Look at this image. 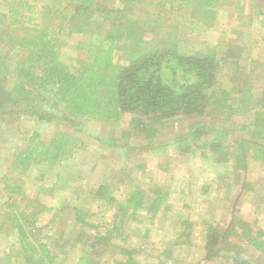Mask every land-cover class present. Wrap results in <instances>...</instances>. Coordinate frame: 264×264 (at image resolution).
<instances>
[{
    "label": "trees",
    "instance_id": "trees-1",
    "mask_svg": "<svg viewBox=\"0 0 264 264\" xmlns=\"http://www.w3.org/2000/svg\"><path fill=\"white\" fill-rule=\"evenodd\" d=\"M4 1L6 9L0 12V49L4 51L0 55V129L23 117L59 124L99 119L109 122L122 112L154 120L181 117L189 121L188 130L175 142L182 154L200 153L221 166V173L229 170L236 176L247 170L250 161L264 165V89L258 97L253 92L251 73L241 76L236 81L240 95L235 103L232 90L219 86L226 61L239 72L247 67L252 74L261 67L264 70V61L248 52L254 43L264 41V34L254 37L244 24L234 23L222 27L226 33H222L218 47L223 56L212 48L187 51L181 45L178 23H169L161 32L157 13L152 22L138 15L143 5L185 10L193 27L196 23L213 27L221 10L236 2L234 14L242 16L248 4L251 11L247 15L251 19L254 16L264 28V4L259 0H40L37 9L30 0ZM179 23L187 24V20ZM74 34L82 39L75 45L72 62H67L63 48L67 46L66 37ZM117 50L127 56L125 64L116 63ZM12 51L21 54L13 67L9 62ZM12 73L20 81L10 85L6 82ZM47 101L53 102L51 107ZM141 127L148 138L158 132L156 126ZM81 145L77 136L62 129L48 139L34 131L9 155L10 169L18 171L20 178L37 166H60ZM22 183V178L8 174L0 179V197L6 211L0 228L7 225L15 235L13 251L18 264H57L59 254L50 242L40 238L38 225L41 213L52 207L41 199H30ZM244 188L264 198V179L256 190L244 179ZM151 189L130 190L124 200L114 196L108 182L92 191L108 205L115 204L114 216L125 219L140 209L155 217L165 206L171 191ZM252 201L264 210L259 199ZM74 210L81 215L74 225H92L81 209L75 206ZM118 222H114V230L121 228ZM73 236L75 244L80 242L96 251L112 244L109 232L96 230L91 235L80 230ZM117 236L124 242L128 239L124 232ZM246 247L264 258V228H255L242 219L237 208L224 226L206 223L204 261L257 264L245 255ZM122 251L127 255L122 264H141L133 256L138 250L122 246ZM100 252L96 254L98 262ZM166 257H171L170 253Z\"/></svg>",
    "mask_w": 264,
    "mask_h": 264
},
{
    "label": "rangeland",
    "instance_id": "rangeland-1",
    "mask_svg": "<svg viewBox=\"0 0 264 264\" xmlns=\"http://www.w3.org/2000/svg\"><path fill=\"white\" fill-rule=\"evenodd\" d=\"M30 1L36 9L42 2ZM66 1L57 0V3ZM244 2L248 3V0ZM259 2L264 4V0ZM142 7L138 15L151 22L155 20L156 15L153 14L160 16L157 26L161 32L167 29L169 23H178L182 33L181 45L187 51L212 48L223 56L222 49L218 47V40L223 32L226 33L222 27L232 26L234 23L244 24L254 37L264 34L259 20L254 16L251 19L250 15H247L251 11L248 4L242 16L234 14V10L238 9L236 2L225 6L214 21L213 27L199 23L193 27L192 18L185 10L171 11L166 7L159 9L146 5ZM5 9V1L0 0V12ZM185 20L187 24L179 23ZM66 39L67 46L63 48V58L72 62L71 57L77 52L75 45L82 36L74 34ZM3 52L0 49V55ZM248 52L252 57L264 61V41L254 43ZM20 55V52L10 53L9 62L12 67ZM115 61L119 64L127 62V56L122 50L116 51ZM223 68L219 86L232 90V100L235 103L240 95L236 81L249 73V76L254 77V94L258 97L262 95V67L253 74L249 67L239 72L232 63L226 61ZM18 81L19 76L12 73L6 83L11 85ZM45 103L51 107L53 102ZM81 121L59 124L56 121L23 117L19 122L0 129V179L6 174L18 180L22 178V184L30 199H41L52 207L41 213L38 225L41 227L40 238L50 242L59 254L57 264H96V254L100 250L99 264H122L127 259L122 246L129 250H138L133 256L141 264H214V261L203 260L207 222L224 226L229 223L233 211L237 208L242 219H246L255 228H264V210L252 201L259 199V205L262 207L264 198L255 196L248 188L243 189L244 179L251 183L254 190L257 189L260 181L264 179V165L250 161L247 170L242 171L241 176H236L229 170L221 173V166L200 153L182 154L175 142L188 130V120L181 117L154 120L140 114L122 112L118 119H110L109 122L103 119ZM141 124L156 126L157 134L148 138ZM61 129L77 136L82 143L73 157L60 166L31 168L18 178L19 172L10 169L8 159L11 152L21 147L25 137L34 131L48 139L56 130ZM104 182L112 185L114 196L120 200L128 197L130 190L141 188H167L171 193L165 206L163 205L155 217L147 210L140 209L136 214L129 213L123 219L114 216L115 204L110 206L104 199L93 196L92 190H96ZM3 201L0 197V222L6 217ZM75 206L84 212L85 219L92 225H82L81 222L74 225V220L81 216L76 214ZM118 219L121 228L114 230V222ZM80 230H86L91 235L95 234L96 230L103 234L109 232L112 236L111 247L96 251V248L81 246L80 242L75 244L73 234H79ZM119 231L127 235L126 242L117 236L121 233ZM14 242L15 235L11 229L7 225L2 226L0 264H18L14 257ZM244 252L257 264L264 260L263 256L252 251L250 247H246ZM167 253H170L171 257H166Z\"/></svg>",
    "mask_w": 264,
    "mask_h": 264
}]
</instances>
